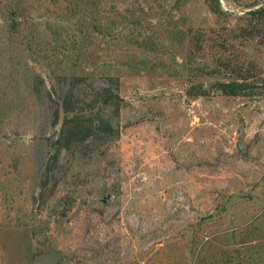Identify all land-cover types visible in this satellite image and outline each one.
Segmentation results:
<instances>
[{
    "label": "rangeland",
    "instance_id": "1",
    "mask_svg": "<svg viewBox=\"0 0 264 264\" xmlns=\"http://www.w3.org/2000/svg\"><path fill=\"white\" fill-rule=\"evenodd\" d=\"M253 1L0 0V264H264V91L187 95ZM231 42L264 73V41ZM63 74L120 80L119 137L47 176Z\"/></svg>",
    "mask_w": 264,
    "mask_h": 264
},
{
    "label": "trees",
    "instance_id": "2",
    "mask_svg": "<svg viewBox=\"0 0 264 264\" xmlns=\"http://www.w3.org/2000/svg\"><path fill=\"white\" fill-rule=\"evenodd\" d=\"M260 5L257 1L248 3L247 8L251 9L248 17L243 20L240 18V23L232 27H224L228 32V39L220 44L222 54H217L214 68L209 72L210 75L222 79L216 80L209 87L203 85L190 87L187 90L189 98L196 100L211 97L216 92L227 97H246L255 95L259 90L264 91L263 72L254 79L250 75L252 67L240 62L233 64L223 58V52L232 45L231 40L264 41V6ZM208 6L215 15L233 16L230 12L222 10L219 0H212ZM217 32V28H212L208 32L201 31L200 38L194 35L192 43L195 42L198 53L204 52L206 47L210 46V41L214 39L213 34ZM251 64L257 68L253 62ZM57 77L59 90L54 88L46 91L48 102L55 107L54 123L59 125L57 135L52 140L53 151L45 165L47 176L60 164L63 152L74 157L75 154L89 157L96 151L110 147L119 137V129L114 121L124 103L119 93L120 80L117 77L104 76L103 81L79 74H63ZM36 93H40L39 89H36Z\"/></svg>",
    "mask_w": 264,
    "mask_h": 264
},
{
    "label": "water",
    "instance_id": "3",
    "mask_svg": "<svg viewBox=\"0 0 264 264\" xmlns=\"http://www.w3.org/2000/svg\"><path fill=\"white\" fill-rule=\"evenodd\" d=\"M262 6H264V5H262ZM230 13L234 14L233 12H230ZM112 199H113L112 196H108V198H106L104 201L105 204H110L112 202ZM211 219H212V216L210 215V216L202 217L201 221H209Z\"/></svg>",
    "mask_w": 264,
    "mask_h": 264
}]
</instances>
